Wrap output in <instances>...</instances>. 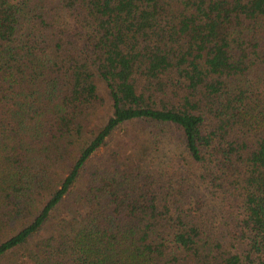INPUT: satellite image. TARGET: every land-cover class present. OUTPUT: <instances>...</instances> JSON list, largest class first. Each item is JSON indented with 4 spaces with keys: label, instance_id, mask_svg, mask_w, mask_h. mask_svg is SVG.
Instances as JSON below:
<instances>
[{
    "label": "trees",
    "instance_id": "1",
    "mask_svg": "<svg viewBox=\"0 0 264 264\" xmlns=\"http://www.w3.org/2000/svg\"><path fill=\"white\" fill-rule=\"evenodd\" d=\"M0 264H264V0H0Z\"/></svg>",
    "mask_w": 264,
    "mask_h": 264
},
{
    "label": "rangeland",
    "instance_id": "2",
    "mask_svg": "<svg viewBox=\"0 0 264 264\" xmlns=\"http://www.w3.org/2000/svg\"><path fill=\"white\" fill-rule=\"evenodd\" d=\"M108 114L109 112L106 108H99V112L92 115V118L96 122H103ZM140 130V123L138 121L123 122L112 132L111 139L109 140V146L118 153L126 151V154H129L130 148L134 145L133 141L142 137ZM110 147L106 146V148ZM104 149L105 147H101L97 153L102 154ZM62 202L64 203L65 200Z\"/></svg>",
    "mask_w": 264,
    "mask_h": 264
}]
</instances>
